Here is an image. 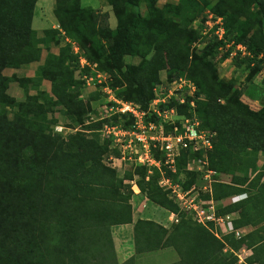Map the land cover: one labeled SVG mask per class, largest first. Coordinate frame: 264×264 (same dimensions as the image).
I'll use <instances>...</instances> for the list:
<instances>
[{
	"label": "rangeland",
	"instance_id": "374dc122",
	"mask_svg": "<svg viewBox=\"0 0 264 264\" xmlns=\"http://www.w3.org/2000/svg\"><path fill=\"white\" fill-rule=\"evenodd\" d=\"M58 7L62 11L60 18L66 20L70 29V36L59 24ZM64 9L72 10L73 17L65 15ZM88 11H91L90 15ZM210 13L224 19L228 36L222 44L201 34ZM128 14H135L137 23L132 28L131 45L125 56L127 66L123 69H135L137 84L145 89L151 101L167 97L164 104H149L153 116L147 120H160L155 112L159 108L175 107L179 115L172 113L173 117L163 121L165 129L170 131L174 129V122L190 116L189 105H182L176 97L181 91L174 89L172 84L175 79L171 73H176L195 83V111L203 122L204 127L202 125L201 128L216 132L203 117L207 111L204 102L214 99L219 105L228 103L232 112L239 113L244 120H256L264 125V0H36L31 19L32 31L28 22L23 23L25 18L17 26L26 35L25 44L21 45L20 41L9 37L1 45L4 53L0 58V129L3 127L4 130H0V143L11 136L13 140L11 138L9 143L12 151L9 167L0 163V239L4 240L5 234L29 230V220L21 215H30L31 210H36L35 204L25 199L22 201L24 197L20 195L22 177L30 176L31 171L38 168L30 169L36 161L28 160V152H19L21 141H30L31 148L38 144L49 149L69 142L72 134L84 133L91 142L109 145L110 155L104 157V163L113 167L125 183L138 186L137 183L143 180L139 160L137 162L134 155L121 146L118 138L120 129H131L135 124V117L125 116L121 111V103L134 102L127 100V95L132 99L133 93L110 55L109 44L100 38L104 29L99 19L107 15L110 29L104 35L115 37L119 43L123 36L122 32H116L120 24L119 15L124 18ZM74 20L79 23L75 24ZM238 33L239 36L252 37V48L262 51L257 59L261 61L260 66L255 62L236 66L234 58L225 57L234 49L229 44ZM173 89L174 94L168 97ZM206 92L212 94L211 99ZM189 99L187 97V101ZM5 128L9 132L7 135ZM115 149L121 153L120 157L114 156ZM213 149L214 144L212 149L202 151L200 157L203 158V170L198 172L200 177L196 184L203 190L205 185H211L212 189L215 182L233 181L231 173H218L214 169L215 174L208 178L205 176L208 168L212 169L209 155ZM193 160L199 159L189 157L181 170L177 165L176 173L163 163L161 167L146 165L145 176L147 179L157 176L160 186L163 177H170L184 186L190 178L189 172H192L188 168L189 162ZM255 162L256 171L255 168L250 171V179L259 171L264 172V151L255 155ZM198 165L202 166L199 163L193 167ZM33 177L38 180L37 171ZM17 179H20L18 186L15 183ZM261 181L264 182V175ZM162 188L166 190L165 186ZM166 191L175 201L172 192ZM139 194L132 197L131 203L140 204L145 194ZM205 195L207 200L211 199ZM228 203L230 197L218 204L225 206ZM180 210V213L185 211ZM188 214L195 220L193 211L188 210ZM234 214L235 218H240L244 213ZM243 228L248 233L255 229L249 225ZM114 241L115 246L117 240ZM123 244L126 245L124 241ZM2 249L0 242V254H3ZM115 251L119 259L116 248ZM163 251L169 252L158 261L150 255H137L135 264H170L180 258L173 247ZM4 255L3 262H8L10 252Z\"/></svg>",
	"mask_w": 264,
	"mask_h": 264
},
{
	"label": "trees",
	"instance_id": "16d2710c",
	"mask_svg": "<svg viewBox=\"0 0 264 264\" xmlns=\"http://www.w3.org/2000/svg\"><path fill=\"white\" fill-rule=\"evenodd\" d=\"M35 3L36 0H0V58L4 53L1 45L9 37L11 40L20 41L21 45L25 44L26 35L17 26L25 18L23 23L28 22V28L32 31L31 19ZM63 11L68 17H73L72 10ZM88 12L90 15L91 11ZM61 13V9L56 8L59 24L70 36L66 20L60 18ZM119 18L120 24L116 32H122L123 35L119 43L115 37L104 35L110 29L107 15L99 19L104 29L100 38L109 44L110 55L132 90L133 97L129 99L130 96L127 95V100L134 101L146 110L151 97L137 84L135 69H123L127 66L125 56L131 45L132 28L136 26L137 16L128 14L124 18L119 15ZM74 23L78 24L79 21L74 20ZM82 29L85 28L82 26ZM233 39L235 44H243L253 55L242 57V52L238 51L232 57L236 66L245 63L251 65L253 62L260 66L261 61L257 59L262 51L252 48V37L239 36L238 33ZM233 51L234 49L229 51L225 57L230 58ZM171 76L173 80L179 77L176 73H171ZM206 93L211 99L212 94ZM204 103L207 109L203 115L206 124L216 131L212 138L214 149L209 155L210 167L218 173L233 175L231 183H214L212 197L219 203L233 195L248 193L246 199L237 203L219 205V213L243 212L235 220L236 227L249 225L254 230H250L239 240L233 235H227L224 239L217 238L207 226L197 223L188 212L180 213L179 205L159 185L157 176L147 179L146 167L140 165L143 180L137 185L141 193L175 215L180 214L177 216L178 221L170 228L155 221L139 219L135 227L136 254L120 263L116 256L111 227L133 221L131 199L135 191L132 183H125V179L119 177L113 167L104 163V157L110 155L107 143L91 142L84 133H75L70 135V143L62 142L60 147L44 149L35 144L31 148L28 143L30 141L26 142L27 140L21 141L18 146L19 152H28L29 161H36L30 165V169L38 166L31 171L30 176L22 177L21 184L17 182L20 179L15 182L20 186V195L24 197L22 201L25 199L26 202L35 204L36 210H31L30 215H21L29 220V230L5 234V239H0L3 247L0 264H135L137 255L171 247L178 252L180 258L170 264H264V182L261 181L264 172L259 171L253 179L249 177L250 171L256 167L255 155L264 151V146H261L264 144V125L256 120H244L239 113L232 112L228 103L219 105L216 99ZM0 130L3 131V127ZM8 133L5 128V134ZM11 138L12 136L0 143V163L6 168L9 167L8 160L12 157L9 144ZM113 154L121 156L117 149ZM202 154V151L184 150L178 159V168L185 166L189 157L200 158ZM156 156L159 157V154ZM248 156L252 158L249 159ZM36 171L38 180L33 177ZM189 173L190 178L184 184L185 188L198 183L197 178L200 177L199 173ZM226 244L235 250L248 247L253 254L247 257L246 262L239 263L234 252L224 251ZM6 252H10L12 258L3 262Z\"/></svg>",
	"mask_w": 264,
	"mask_h": 264
},
{
	"label": "built area",
	"instance_id": "2783aa9c",
	"mask_svg": "<svg viewBox=\"0 0 264 264\" xmlns=\"http://www.w3.org/2000/svg\"><path fill=\"white\" fill-rule=\"evenodd\" d=\"M203 35H207L209 38L217 39L219 42H225L227 39V29L225 27L224 19L221 16H217L210 13L205 21V29L201 32ZM234 47V51L231 54V59L238 51L242 52V56L245 55L252 56L247 47L243 44H235L234 40L229 44ZM174 89L179 88L180 95L176 96L179 102L184 105L188 104L191 108L190 116H184L179 121L183 120L180 125L179 122H174L175 126L173 130L167 131L165 129L164 120H168L173 117L172 113L179 115L175 107L162 109L159 108L158 111L155 110L160 120H147L153 114L151 113L152 107L144 110L142 107L135 102L121 103V111L126 115H131L135 117V124L132 125L131 129H120L118 134L120 144L123 148L130 151L133 154L135 160L141 165H150L161 167V164H165L169 170L173 173L177 171V162L179 157H181L184 150H189L191 152L207 151L213 148V135L210 130L201 128L202 123L197 116L195 111V93L197 91L195 83L191 79L178 77L172 82ZM187 88V89H185ZM174 89L170 91V95L174 94ZM187 97L190 100L187 101ZM167 97L161 99L152 100V104H157L161 102L164 104L167 102ZM163 118V120H162ZM167 122V121H165ZM109 132H112L109 130ZM116 134V132H115ZM122 137V138H121ZM121 150V149H120ZM157 154L161 157L156 156ZM193 160L192 163L189 162L188 168L192 172L198 173L203 170L202 159ZM201 164L202 166L193 167V165ZM216 171L208 168L206 177H211V174H215ZM161 186L166 190H170L175 197L176 203L179 205L180 209L191 210L194 212L195 220L203 225L209 227V229L214 233V235L219 239H224L227 235H233L235 239L239 240L245 237L248 231L245 228H238L235 225V214L219 213V204L212 197L211 185H205L204 190L198 184H193L189 188H185L182 184L175 183L170 177H163ZM133 186V189L135 190ZM205 193L211 196L210 200L206 199ZM248 197V193L236 194L230 197V203H237ZM174 214V213H173ZM175 215V214H174ZM176 216V215H175ZM175 221L178 219L175 217ZM224 251L234 252L239 258L240 263L246 262L247 257L253 254L252 249L248 247H242L239 250H235L231 245L226 244Z\"/></svg>",
	"mask_w": 264,
	"mask_h": 264
},
{
	"label": "crops",
	"instance_id": "0c3cea01",
	"mask_svg": "<svg viewBox=\"0 0 264 264\" xmlns=\"http://www.w3.org/2000/svg\"><path fill=\"white\" fill-rule=\"evenodd\" d=\"M139 192L141 193L138 186L137 188L135 187L134 197L140 196ZM140 201V204H136L134 201H132L133 221L131 223L113 226L112 235L114 237V240H117L115 243V248L119 254L118 260L120 263L128 260L136 254L135 227L139 219L155 221L156 223L166 228H170L171 225L175 222V215L172 212L152 202L145 195L142 196ZM122 241H124L126 245H122ZM167 249L170 248L145 253L140 257L150 255L156 261H158L160 258L165 256L167 252H169L163 251Z\"/></svg>",
	"mask_w": 264,
	"mask_h": 264
}]
</instances>
